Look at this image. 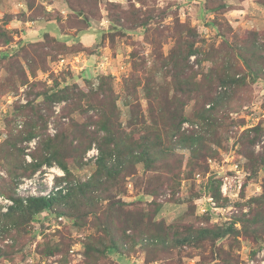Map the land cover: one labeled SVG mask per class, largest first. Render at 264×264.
<instances>
[{
	"label": "rangeland",
	"instance_id": "rangeland-1",
	"mask_svg": "<svg viewBox=\"0 0 264 264\" xmlns=\"http://www.w3.org/2000/svg\"><path fill=\"white\" fill-rule=\"evenodd\" d=\"M0 27L9 36L0 42V213L10 194L47 192L49 179L64 190L92 178L101 77L122 167L105 190L92 185L16 229L1 220L0 264H264V0H0ZM65 85L88 95L38 104ZM178 99L190 119L181 130L202 137L194 156L170 135ZM202 105L211 125L196 118ZM9 139L13 149L3 147ZM125 144L147 148V162ZM55 146L71 175L55 162L32 172L33 156ZM113 200L122 218L101 223ZM59 209L70 212L61 221ZM230 225L218 238L197 234ZM108 236L116 251L91 261L87 243Z\"/></svg>",
	"mask_w": 264,
	"mask_h": 264
},
{
	"label": "trees",
	"instance_id": "trees-1",
	"mask_svg": "<svg viewBox=\"0 0 264 264\" xmlns=\"http://www.w3.org/2000/svg\"><path fill=\"white\" fill-rule=\"evenodd\" d=\"M9 41L8 33L5 29L0 27V42L7 43ZM194 50H188L189 55L193 54ZM106 77H101V81L97 86V90L93 91L94 94L99 96V102H100V110L101 115L99 117L98 121V127L100 131L102 132L100 136H98L96 139L98 141V155L96 157V170L94 171V174L92 175V178L87 180L84 183H79L75 187H71L67 189L70 186V183L64 191L63 189L59 188L56 191H52L49 196H28L26 198L14 196L13 194L9 195V198L12 200V204L8 205L6 207V211H2L0 213V221L4 220L6 223L5 225L12 227V228H18L20 224H25L27 222H31L35 220L36 216L38 214H49L51 213L52 209L58 204L61 205L64 202L67 201V199L73 194L76 195L77 193L84 196L90 191V186H98L103 185L101 188L102 190H105L108 185H105L108 181H110L112 178H116L117 175H119L122 171L121 161L119 160L120 153L118 152L119 145L115 143L112 138V129L109 124V119L105 115L102 107V103L106 100L105 97L107 94L106 89L109 88V85L107 87V80ZM234 82L235 74L232 76H224L220 78L219 83L224 84L225 82ZM92 90V89H91ZM77 93V95H73V93ZM89 91L84 92L82 89H79L76 85H65L59 89L47 92L44 94V97L41 102H38V104H45V105H51L54 102L57 101H64L66 103L73 102L75 100V104L78 103V100L84 95L87 96ZM110 98L112 100V105L114 103L113 94H111L110 91ZM76 98V99H75ZM177 110L176 112L172 113V117L174 120V123L171 127L172 131L170 132V135L176 136V142L179 145H183L182 147H186L190 150V152L194 155H196L199 151L197 149V145L201 142V136L198 133L195 132H185L181 130V125L184 121H188L190 119H187L183 115V108H184V101L178 99V103H176ZM213 108V107H212ZM209 113L205 110V107L202 105L200 110L196 113V118H198L202 124L211 125L212 119L209 120ZM34 126L33 128H35ZM256 129H259V127H256ZM25 139L30 140L36 134L29 130L25 133ZM95 138L93 140H96ZM204 139V138H203ZM81 143V142H79ZM127 147L131 148V146L125 144ZM3 146V145H2ZM6 149H13L15 147V142L12 139H9L5 142V146H3ZM89 147V143L83 147L82 152L84 153L86 149ZM47 151L41 150L40 151V159L38 157L33 156L32 162L28 163L29 165H33L32 172L40 168L43 164L51 165L52 163H57L60 168L64 171L65 176L71 175V171L69 170L67 164H65L59 157V151L58 148L55 146V148L46 149ZM20 151H23V149H20ZM131 151L135 153L134 160L136 162H147L146 154L148 153V149L144 148L140 151H134V148H131ZM126 154H131L126 151ZM117 156L118 161L116 163H110L112 156ZM21 166L15 167L16 170L10 172L11 179L14 181L17 180L20 175L23 173ZM30 173L29 175H31ZM101 178H103L101 180ZM63 179V178H62ZM68 180V179H66ZM69 182V181H67ZM100 182V183H99ZM104 183V184H103ZM92 186V187H93ZM218 189V188H217ZM64 191V192H63ZM1 207V206H0ZM123 204L120 203V201H109L107 210L104 211L103 217L105 216L106 219L103 220L101 223L106 222L108 220H111L113 217H116V219H121L122 215L121 213L124 212L122 210ZM57 217L65 215L70 213L69 211H65L64 209H59L56 212H54ZM87 212H83L82 214H74L72 215L73 218V224L78 225L81 224V220L83 219V214L86 215ZM136 219L132 218L128 215L124 219V226L125 227H131L134 223H136ZM121 234L125 236V229H121ZM234 228L232 225L228 226L227 228H216V229H200L197 234L199 236H205V235H211L212 237H221L224 236L230 232H233ZM106 233V231H103ZM187 237H182L180 239H177V242L186 241ZM96 241V240H95ZM101 241L104 243L102 246H94L91 243H87L85 254L88 256V258L91 261H94L96 256L98 255H105L110 254L116 251L118 246L114 242L113 237L108 236L105 241H103V238L101 237ZM107 241V243H106ZM94 242V241H89ZM43 254L46 256L54 254L56 251L59 250L58 244L55 246H45L44 249L42 248Z\"/></svg>",
	"mask_w": 264,
	"mask_h": 264
},
{
	"label": "built area",
	"instance_id": "built-area-1",
	"mask_svg": "<svg viewBox=\"0 0 264 264\" xmlns=\"http://www.w3.org/2000/svg\"><path fill=\"white\" fill-rule=\"evenodd\" d=\"M185 125H186V124H185ZM91 154H92V155H94V154L97 155V151H96V150H93V151H91ZM96 155H95V156H96ZM51 178H52V177H51ZM52 184H53V183H52V179H49V183H48V185L50 186L49 191H47V192H40L39 194H32V195H29V196H49L50 192H52V189H53L54 191H56L57 189L61 188V186H59V187H57V186L52 187V186H53ZM4 204H5V208H6L8 205L12 204V201H11V200H7V199H4ZM58 220L61 221V220H63V219H62L61 216H59V217H58ZM71 251H72V250H71ZM25 262H26V263L28 262V263H31V264H32L33 260H32L31 257H27L26 260H25ZM48 263H49V260H48ZM39 264H47V263H46V261H45V262H42V261H41Z\"/></svg>",
	"mask_w": 264,
	"mask_h": 264
}]
</instances>
